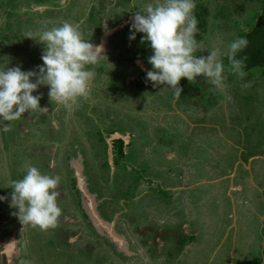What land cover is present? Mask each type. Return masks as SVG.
<instances>
[{"label": "rangeland", "instance_id": "1", "mask_svg": "<svg viewBox=\"0 0 264 264\" xmlns=\"http://www.w3.org/2000/svg\"><path fill=\"white\" fill-rule=\"evenodd\" d=\"M20 1L0 0V67L7 63L8 67L19 65L22 70H30L43 63L40 50H43L44 45L33 38L24 37V32L37 29L38 24L44 20L39 17L40 19L31 20L26 25V19L32 17L34 13H32V7L28 4V0H26V8L28 9L26 12L23 11L24 8L19 3ZM44 1L49 4L55 3V0ZM94 2L97 3L96 0ZM213 2H215V5H210L212 8L210 17L213 27H216L217 30H214L215 33L213 34L209 33L205 40L198 42L201 50L196 53L197 56L209 55L211 48L224 51L227 44L235 39L236 35L232 33L233 28H229V25L234 20V17L230 19L229 16V12H231L228 7L229 4L246 5L250 10L249 18L257 15L260 12V6H262V4L257 2L251 3V0H225L226 3L221 0H214ZM60 3L63 4L61 1ZM69 5L68 20H62V24L64 22L74 24L77 21H81V24L77 25L76 23V25L79 26L85 37L86 35L83 33L85 27H88L89 31H91L89 21L85 20L86 16L84 14L86 12L82 11H86L88 7L87 0H72ZM106 6L108 7V3H106ZM60 7L65 8L66 6ZM37 8L42 9L41 7H35V9ZM142 8L143 6H141ZM96 11L93 9L88 11L91 21L99 20L96 17ZM224 15L226 16L224 17ZM61 17H49L45 22L51 24L57 20L61 21L59 19ZM26 26L29 27L27 28ZM227 32L228 34L226 35ZM141 34L143 33H139V37L136 38V41L140 44H142ZM223 62L226 67L229 66V61L223 60ZM245 71L247 76L244 80L235 75L230 77L231 74L225 73L227 76L225 91H211L214 94L213 97L219 95V101L210 109L205 107H209L207 100L210 98L211 93L205 99L198 100L194 104L193 110L187 111L189 109L187 98L184 97V100L180 98L172 101L168 99L171 97V92L168 90L162 94L154 91L156 93L155 96L168 106L158 105L153 95L151 96V105L146 103V105H142L143 113L149 116L151 125L162 121L165 126H173L182 134L181 143L182 145L184 144L185 153L183 158H181V162L183 161V164H181L186 169L181 174V185L186 187L183 188L184 190L180 194L182 193L185 208L192 209L195 207V204L190 201L191 198L197 203V207L194 208L191 214L195 215L196 219L191 221L190 227L189 224L187 225L190 228L189 234L182 232L184 227L179 226L180 224L177 222L169 226L166 223L159 229L161 238L169 240V244H166L165 248L171 258H163V261L160 262L161 257L152 254V247L154 250H156V247H160H158V244L152 245L151 242L144 244L140 236L133 233V227L138 226L137 223L132 224L126 231L129 233L127 235L130 238V246L132 250L136 253L138 252L140 259L134 257L120 259L115 257L114 260H111L110 251H108L109 263L103 258H101L102 261L101 259H94L93 261L86 259V257L83 258V252H87L85 245L79 244L76 246L77 248L72 250L64 244L58 243L57 238H55L56 234L52 235L53 231L50 228L41 230L39 227L28 225L27 231L23 233L25 234L26 242H20L19 244V250L22 255L25 253L24 249L26 250V264H264V192H262L264 190V159H259L253 164L251 163V167H248L249 160L247 156L248 154H253L254 156L257 153L264 156V66L257 67L253 65L252 67L250 65V67H245ZM197 78L202 82V91L209 90L212 87L206 83L203 75ZM114 83L116 84V82ZM129 89L132 91L136 90L135 88ZM48 91L47 86H41L39 89L43 96L48 94ZM97 91L94 90L92 92L93 96L91 98L93 100L91 101H95V96L98 95L101 100L97 105L103 106L107 117H112L111 114L116 117H123L126 112L133 109L137 113L139 112V110L137 111V106L140 103L136 100L130 101V99L126 98L127 95L113 94L111 92L103 94V90H99L96 93ZM174 103L184 112H187L182 113L183 119L178 118L176 113L172 115L174 119L165 115L161 119L160 113H165L168 110L171 112L169 106H173ZM79 105L80 103L77 107ZM50 106L53 107L55 104L51 103ZM74 106L76 104L66 109L67 113H65V116H71ZM85 108V112H88V114L90 112L96 114L97 110L95 111V109L97 107L92 110L91 106L85 105ZM79 112L83 113V108ZM166 115H168V112ZM29 116L30 114L25 112L21 119ZM21 119L12 122L4 121V124H9L10 130L7 132L0 131V195H8L10 199V193L12 192L10 185L13 180L22 178L26 165H34L44 174L59 175L61 177L60 183L65 182V186L67 184L70 186V181L67 177L68 172L64 167L61 169L59 167L57 169L48 167V162H50L48 155L50 153L49 151L46 152V150L50 149L51 151V146H55L56 153L59 152V155L55 153V157H59V162L61 165L63 164V154L65 153L61 154L60 150H70L71 146L68 142L71 143L73 136H80L76 131H72L74 121L68 118L64 119L63 132L65 141L62 140L61 145L60 141H56L54 145H50L51 141H49V145L46 144L47 148V146L40 145L44 144L45 141L47 142V139L42 137L41 131L38 136L31 135L33 129L37 132V126H32V122L28 125L31 130L26 131V136L19 134V129L23 126H20ZM23 123L27 124L28 122L25 121ZM74 125L76 128H81L79 122ZM83 144L85 146L81 148L82 154L87 155V152H93L94 149L89 146L88 142L84 141ZM43 146L46 148L43 152L40 149L37 150L38 147ZM142 150L144 151V149ZM145 152L142 153L150 156L149 150L145 149ZM88 156L87 159L91 158ZM152 157L153 155L151 154V160ZM89 160L91 161V159ZM171 163L175 162L172 161ZM192 171L194 173L200 172L202 175L192 178ZM236 172L239 176H236ZM90 173L95 175V177L99 176L95 174V169L91 170ZM230 174L231 176H229ZM116 181L117 179L115 178L113 182L115 186ZM253 181L263 190L256 189L254 187L256 184ZM195 182L202 185L201 189L203 190H195V185L193 184ZM232 182L238 184V188L230 191L229 186L230 184L232 185ZM61 188H64L62 184L60 190ZM98 191L99 194H105L104 183H102ZM62 198V195L57 198L59 207L65 202L62 201ZM148 200L146 201L148 202ZM68 203L70 205L73 202L68 201ZM158 203L151 200L149 206H153L156 212L161 214L160 210L159 212L157 211V209L162 208ZM134 207H136V204L130 202L129 208ZM147 207V203L144 202L145 210L148 209ZM69 209L71 208L69 207ZM16 211L18 210L9 206L8 201L0 202V235L4 234L8 229L17 230V233L24 229L18 217L13 215V212ZM139 215L141 219L145 218L147 222L151 219V211L148 212V215ZM123 219L122 217L119 218L121 221L120 226L126 223ZM116 230L119 233V229L117 228ZM138 230L141 233H146L140 229ZM86 243L88 245L89 242ZM197 243H200V245H197ZM108 245L112 249L114 248L112 243H108ZM10 248L12 249V247ZM84 248L85 250H83ZM116 253L119 254L118 252ZM103 254H105L103 245H98L96 249H92V255L95 257H100ZM22 262L24 261L18 260L16 263L22 264ZM16 263L14 262V264Z\"/></svg>", "mask_w": 264, "mask_h": 264}, {"label": "flooded vegetation", "instance_id": "2", "mask_svg": "<svg viewBox=\"0 0 264 264\" xmlns=\"http://www.w3.org/2000/svg\"><path fill=\"white\" fill-rule=\"evenodd\" d=\"M60 1L63 4H61ZM67 1L68 0H55V3L52 2L50 5L46 3V1L43 2V0H28V4L32 7V13L34 14L32 17L26 19L27 21L25 24L27 25L31 20L35 21L36 19H40L39 17H42L41 19L44 21L41 23L43 24H38V28L45 24H47L49 28L62 25V20H68L67 15L69 14L68 12H70L69 2L72 0ZM96 1L97 3L94 2V0H87V9L86 11L82 10L86 12L84 14V16H86L85 20H88L91 26V31H89L88 27H85L83 33L86 36L84 38L94 45H103L104 48L102 53L104 57H102L96 65L89 66V68L95 72V77L89 91V98L87 100L80 99L76 103V106L73 107L71 116L68 117L65 116V113H67L65 108H58L57 105L53 107L50 106L51 102L48 94H46L42 97L40 104L49 109L48 113H34L29 117L22 118L20 126H23L19 129L20 133H18L22 136L25 135L26 131L28 132V130H31V127L28 125L32 122V126H37V132L33 129L31 135L38 136V133L41 131L42 134H40L42 137L47 139V142L45 141L44 144L40 145L47 146L49 145V141H51L50 145H54L56 141H60L61 145L62 140L65 141L63 132L64 119L68 118L74 121V124L78 122L81 124V128H76L73 124L72 131H76L80 136H73V138H71V143L68 142L71 146L70 150L59 149L61 154L63 152L65 153L63 154L64 160L62 165L59 162V157H55V146H51V151L50 149L46 150V152L49 151L50 153L48 155L50 161L48 162V167L51 169L52 167H55V169L64 167L68 172L67 177L70 181V186L68 184L65 186V182L60 183V187L61 184L64 186L61 190L59 188V191L63 196L62 201L65 202H63L60 207L62 208V215L58 219L56 226L50 228L53 231L52 235H54V233L56 234L55 238H57L58 243L64 244L72 250L73 248H77L76 246L79 244L85 245L87 252H83L84 254H82V257H86V259H91L93 261L94 259L99 260L103 258L108 262V251H110L111 260H114L115 257L120 259L129 257L140 259L138 252L136 253L132 250L130 238L127 235L129 233L126 231L132 224L137 223L138 226L133 227L135 230V232L133 230V233L140 236L144 244H149L150 242L152 245L158 244L160 248L156 247V250H154L151 246V252L154 255H158L157 257H161L160 262H162L163 258L169 259L171 256H168V250L165 248V245L169 244V240L161 238L159 229L166 223H168L169 226L177 222L180 224L179 226L184 227L182 232L189 234L190 223L192 220L195 221L196 219L195 215L191 214L194 208L197 207V203L191 198L190 201L195 204V207L192 209L185 208L183 205L182 193L180 194V192L184 190L183 188L186 187L181 185V174L183 170L186 169L185 166L182 165L183 161L181 162V158H183V154L185 153L184 144L182 145L181 143L182 134L179 133L176 128H173V126H165L162 121L151 125L150 118H148L149 116L143 113L142 105H151V96L156 95L154 91L162 94L168 90L171 92V97L168 96V99L172 101H176L179 97L175 96L174 90L171 88L165 87L164 85L153 87L152 82L146 81V73L152 69L151 64L148 62V57L153 54L150 42L140 44L136 39L129 40V26L133 16L136 12L140 11L141 6L145 7L148 3L154 2V0ZM213 1L214 0H196V8L194 11L199 9V2L204 3L209 10H212L210 5H215ZM221 1L226 3L225 0ZM19 3L23 5V11L26 12L28 10L26 8V0H21ZM106 3H108V7ZM251 3H254V1L251 0ZM257 3L261 4L262 0H259ZM60 6L66 7L61 8ZM35 7H41L42 9H35ZM92 9L97 10L95 14L96 17L99 18L98 21H91L89 18L90 15L88 11ZM243 13L244 9L241 10V14ZM229 16L230 19L235 17L233 14H229ZM49 17H61L59 18L61 21L57 20L48 24L45 20ZM236 20L237 18H234L229 28L235 29L237 26L239 27L241 21L239 24ZM76 23L79 25L81 21H77L74 24L76 25ZM210 25L212 27L210 33L213 34L215 33L214 30L216 31L217 28H214L212 23ZM242 26L243 25H241V27ZM26 27L28 28L29 26ZM141 35L143 36L144 34ZM137 37H139V33L136 34V38ZM40 52L42 56L43 50H40ZM114 82H116V84ZM129 88H135L136 90L132 91ZM158 89L159 91H157ZM94 90H103V94L111 92L113 94L127 95L126 98L130 99V101L136 100L141 104L137 106V111L139 110V112L137 113L136 110L133 109L126 112L123 117H116L112 114L111 116L113 118L107 117L103 110V106L97 105L101 100L98 95L95 96V101H91L93 100L91 97L93 96L92 92ZM98 91L96 93H98ZM155 98L158 105L168 106L164 101H161L160 98L156 96ZM79 103L80 105L77 107ZM194 104L195 103H191L187 111L193 110ZM85 105L91 106L92 110L95 109L94 107H97L95 109V111L97 110L96 114H92V112L88 114V112H85ZM169 107L171 112H173L171 113L169 110L165 113L161 112L159 115L161 119L164 115L172 117L173 113H176L178 118L183 119L182 113H187L179 108L176 103ZM82 108L83 113L79 112ZM167 112L168 115H166ZM25 121L28 123H23ZM84 141L88 142L89 146L94 149L93 152H87V155L81 152L82 146H85V144H83ZM44 146L38 147L37 150L40 149L43 152L46 149ZM142 149H144V151ZM145 149H147V151L149 150L150 156L145 155ZM151 154L153 155L152 160ZM56 155H59V152L56 153ZM87 156L91 157L89 158L91 161L87 159ZM254 156L259 157L255 158L257 160L253 162L264 159V156L258 153ZM172 161L175 163H171ZM75 162L82 166V173L85 177L88 192L94 196L96 203L95 209L100 218L108 224L111 223L115 232L117 228L119 229V233H116L121 235L125 240V246L123 248H119L116 243L108 237L106 231L99 230L93 224L87 209H85L81 203V193L76 187ZM245 165L247 164L245 163ZM93 169H95V174L99 175V178L90 173ZM200 175H202L200 172L194 173L192 171V178L199 177ZM229 176H231V174ZM236 176H239L238 173ZM115 178L118 181H116V186L113 183ZM196 182L193 183L195 185V190H203L201 189L202 185ZM102 183H104L105 194L98 193ZM108 185L110 186L108 187ZM237 186L238 184L232 182V185L230 184L229 186L230 191L238 188ZM191 193L190 195L192 197ZM147 199H149L148 202L146 201ZM151 200L159 202L158 204H160L162 208L157 209V211L159 212L160 210L161 214L157 213L153 206H149ZM68 201L73 203L69 205ZM130 202H134L136 207L129 208ZM144 202L147 203L148 206L146 210L144 208ZM69 207L71 209H69ZM73 208H75V210H73ZM150 211L151 219L148 220V222L145 221V218L141 219L139 214L148 215ZM188 216L190 217L189 219ZM120 217L124 218L123 220L126 222H124L125 224H123V226H120ZM184 224L185 226H183ZM188 224L189 227L187 226ZM23 226L24 229H21V232L18 233L17 230L14 231L13 229L14 234L19 237V244L20 242H26V237L23 233L27 231L28 225ZM138 229L146 233H141ZM4 239V234L2 233V235H0L1 244ZM86 242H89L88 245H86ZM106 242L112 243L114 248L112 249L109 247ZM98 245L104 246L105 254L100 257H95L92 255V249H96ZM197 245H200V243H197ZM7 246L8 247L1 253L3 257L0 255V264H13V262L16 263L18 260H22L24 261L22 264H26L25 249V253L22 255L19 250V245L18 250L14 248L11 249L10 247H12V245ZM85 248L83 250H85Z\"/></svg>", "mask_w": 264, "mask_h": 264}, {"label": "clouds", "instance_id": "3", "mask_svg": "<svg viewBox=\"0 0 264 264\" xmlns=\"http://www.w3.org/2000/svg\"><path fill=\"white\" fill-rule=\"evenodd\" d=\"M196 0H154L136 12L129 26V40H135L137 33H143L141 42H150L153 54L148 57L152 69L146 73V81L153 87L164 85L174 90L179 97L183 92L182 78L195 82L203 75L210 91H225V73L247 76L245 59H237L238 53L248 46L246 37H236L226 50L211 48L207 56H197L200 45L196 39L199 33L195 15ZM24 37L33 38L44 45L43 63L34 69L22 70L21 66L0 67V131H9V124L21 119L25 112L46 114L49 109L41 106V86H47L50 102L65 109L80 99L87 100L94 70L102 55L103 45H94L86 40L79 26L64 22L49 28L46 24L37 29L26 30ZM227 57L229 66L223 58ZM33 93H36L35 95ZM61 177L44 174L34 165H26L22 178L13 180L8 195H0V202L9 206L21 224L47 230L56 226L62 215L57 203L61 195Z\"/></svg>", "mask_w": 264, "mask_h": 264}, {"label": "trees", "instance_id": "4", "mask_svg": "<svg viewBox=\"0 0 264 264\" xmlns=\"http://www.w3.org/2000/svg\"><path fill=\"white\" fill-rule=\"evenodd\" d=\"M253 1L259 2V0ZM261 4L262 6H260V12L258 11L259 13L251 18H249L250 10L245 7L246 5H233V3L228 5V7L231 9V12H229V14H233L235 16L234 18H237V23L240 24L241 21L239 27L237 26L235 29L233 28V32H231L234 33L236 37H246L249 42L247 48H245L242 52L238 53L237 55V59L246 58V68L250 67V65H252V67L253 65H256L257 67L264 66V0H262ZM198 6L199 9L195 11V14L199 21L198 28L200 31L196 35V39L199 41L205 40L207 38V35L210 33L212 29L210 25L212 23V19L210 18V10L204 5V3L199 2ZM243 9L244 13L241 14V10ZM226 15H224V17ZM241 25L243 26L241 27ZM227 34L228 32L226 33V35ZM223 60H225L226 62L228 61L227 57H224ZM231 76L232 75H230V77ZM180 86L183 88V92L180 94V96L182 97H179L178 99L182 98L184 100V97H186V101H188L187 105H190L191 103H196L198 102L197 100L200 101V99H205L207 95H210L211 93V91L207 89L202 91V82H200L199 78H197L195 82H191L188 81L186 78H182L180 81ZM213 95L214 94L211 93V95L209 96L210 98L207 100V104L209 105V107H205L206 109H210L212 106L218 103L219 95H217V97H213ZM252 155L248 154L247 156ZM4 238L5 239L3 243L1 244L0 242V255L2 257L3 255L1 253L5 248L8 247L7 245H12V248H15V250H18L19 245V237L18 235L14 234L13 229L6 230V232L4 233Z\"/></svg>", "mask_w": 264, "mask_h": 264}, {"label": "water", "instance_id": "5", "mask_svg": "<svg viewBox=\"0 0 264 264\" xmlns=\"http://www.w3.org/2000/svg\"><path fill=\"white\" fill-rule=\"evenodd\" d=\"M75 167H76V187L78 189V191L81 193V203L83 204L84 208L87 209L88 215L91 218L93 224L100 230H104L107 232L108 237L116 243V245L119 248H123L125 246V240L124 238L117 234L114 229H113V225L110 223L108 224L107 222H105L104 220H102L99 216V214L97 213L95 206V200H94V196L91 195L88 192L87 189V184L85 181V177L82 173V166L81 164H78L75 162Z\"/></svg>", "mask_w": 264, "mask_h": 264}, {"label": "crops", "instance_id": "6", "mask_svg": "<svg viewBox=\"0 0 264 264\" xmlns=\"http://www.w3.org/2000/svg\"><path fill=\"white\" fill-rule=\"evenodd\" d=\"M251 157V158H250ZM259 157V156H258ZM258 157H255V156H248V158H249V165H248V167H251V165L253 164V160L255 159V158H258ZM255 160H257V159H255ZM241 161V160H240ZM252 163V164H251ZM252 169V168H251ZM245 179V178H244ZM255 181H253V183H254ZM255 184H256V182H255ZM256 189H260V190H263L262 188H260V186L258 187V184H256L255 186H254ZM263 192V191H262Z\"/></svg>", "mask_w": 264, "mask_h": 264}]
</instances>
